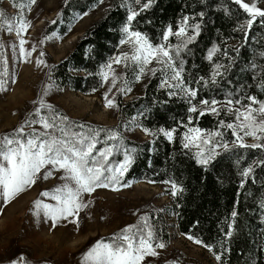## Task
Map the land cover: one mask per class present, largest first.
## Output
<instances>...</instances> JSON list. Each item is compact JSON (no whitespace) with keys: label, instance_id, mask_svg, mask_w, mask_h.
<instances>
[{"label":"snow or ice","instance_id":"6c2138e0","mask_svg":"<svg viewBox=\"0 0 264 264\" xmlns=\"http://www.w3.org/2000/svg\"><path fill=\"white\" fill-rule=\"evenodd\" d=\"M68 2L69 0H65V5ZM103 2L104 0H96L97 4ZM157 2L158 0H119L118 8L124 11L125 17L118 29L117 47L123 50H118L117 55L110 56L100 64L94 75L99 79V88L107 85L103 94L104 106L107 109L122 111L113 89L117 94L126 96L132 92L134 84L149 77L158 80L157 91L163 90L167 97L161 104L178 98L187 105L186 120H177L172 127L149 128L142 123V119L149 118L151 109H143L130 116L126 122H122V127L118 128H97L77 123L46 102L45 97L53 91L50 83L45 87L41 98L33 101L34 107L24 122L11 132L0 135V202L3 206L38 181L57 179L59 182L56 186L39 194L53 203L36 199L32 214L37 220L43 218L45 223L50 222V228H55L60 221L76 223L79 227V213L91 204V201L86 199L87 196H91L99 188L117 191L118 186L130 187L123 177L135 162L138 153L143 151L130 144L124 135V131L134 130L151 136L153 143L159 137H163L169 144L178 140L182 154L194 159L205 172L210 170V165L217 157L224 154L235 155L234 163L240 177L238 197L241 196L240 190L245 188L249 178L253 184L258 183L256 169H264V99L242 88L225 91L222 99L214 94L202 95L205 90L211 92L212 89L221 88L222 82L236 62L240 48L232 49L236 53V56H233L229 54L228 48L213 44L205 56L210 66L208 75H194L188 71L187 57L192 54L190 46L196 43L201 34L205 12L185 14L182 11L175 24L164 25L154 39L147 32L140 30L141 21L137 18L150 11ZM259 2L264 0H252L251 3H246L245 0H230L232 5L238 6V12L246 14L242 15V19L238 18V26L234 29L243 33L244 43L249 41L254 24L259 22L261 27H264V9L258 7ZM35 4L36 0H26V4L20 5V14L11 18L0 12V31L14 33L19 38V58H25V62L36 48L33 46L31 51H27L24 47L27 41L23 35L31 22L25 18L23 8L27 7L30 11L31 6ZM84 15L88 13H81L79 18ZM143 23L151 24L152 20H145ZM0 47H3L2 43ZM11 47L16 48L17 45L13 44ZM44 55L45 53L40 51L39 56ZM260 57L264 59V51L260 52ZM224 60L228 63H224ZM3 63L6 65L7 61ZM41 65L48 67L45 61L37 59L36 66ZM196 67L197 65H192V68ZM119 68L124 71H118ZM250 68L256 87L264 95V64L252 63ZM0 77H3L0 78V91H8V83L16 82L14 74H7L6 66L0 70ZM97 90L92 89L93 92ZM205 115L217 118L213 128L199 127V120ZM247 138L256 142L247 143ZM245 149L260 150V155L245 163V154L237 152ZM149 166H152L151 162ZM148 182L156 183L154 180ZM160 183L169 186L168 192L174 199L181 198L186 191L183 184L171 176ZM259 183L264 188V181ZM247 195L251 196L252 193L248 192ZM238 204L239 199L225 220L227 230L221 229L223 240L219 251L199 237L185 234L187 239L207 248L215 260L221 262L224 253L231 251L225 246V242L230 241L236 231ZM260 207L264 208V201ZM261 224H264V219ZM165 247L152 223V217L144 214L139 216L136 224L124 227L107 239L97 240L82 254L80 264H145L147 257H158L157 250ZM261 250L264 251V245ZM25 261L26 258L20 255L18 260L14 259L10 264H21ZM148 264H151V261H148Z\"/></svg>","mask_w":264,"mask_h":264},{"label":"trees","instance_id":"16d2710c","mask_svg":"<svg viewBox=\"0 0 264 264\" xmlns=\"http://www.w3.org/2000/svg\"><path fill=\"white\" fill-rule=\"evenodd\" d=\"M3 2L10 3L16 11L21 10V4H26V0H0V4ZM118 4L119 0H111L103 16L77 38L71 52L51 65L50 80L59 86L58 88L79 92L86 96L99 94L104 89L98 87L99 79L94 73L110 56L117 55L118 50H123L118 49L117 46L118 29L124 20L125 13L118 8ZM98 5L96 0H69L65 5L64 0L60 12L47 23L45 35L50 36L55 33L60 38L67 36L74 17L84 12L88 13ZM237 9L238 6L232 5L230 0H203V2L201 0H158L150 11L137 19L141 21L140 30L147 32L155 39L164 25L175 24L182 11L185 14L204 11L201 34L196 43L190 46L192 54L187 57L188 71L194 75L196 73L208 75L210 66L205 56L213 44L228 48L229 54L233 56H236V53L232 51L234 47H239L240 52L227 78L222 82L221 88L212 89L211 92L205 90L202 95L214 94L222 99L225 91L242 88L264 99V95L256 87V81L252 78L253 71L250 68L252 63L264 64V59L260 57V52L264 51V39H261L264 37V27H261L259 22L254 24L249 41L244 43L243 33L234 29L238 26V18L242 19V15L246 14L238 12ZM149 19L152 20L151 24L143 23ZM53 21L57 22L53 24ZM224 63L228 61L224 60ZM193 64L197 67L192 68ZM119 69L120 72L124 71L123 68ZM157 84L156 78H148L145 82L134 84L132 92L128 94L131 97L129 101H124L122 95L116 94L117 103L122 111H118L120 119L115 125L105 126L69 118L77 123L97 128H118L122 127V122H126L130 116L136 115L143 109H151L148 113L149 118L142 119V123L149 128L172 127L175 121L186 120L187 105L178 98H172L167 104H161L160 102L167 97L163 90L157 91ZM93 88L98 90L93 92ZM56 109L64 114L58 108ZM216 122V117L205 115L200 118L199 127L211 129ZM127 132L124 131L127 141L143 151L138 153L123 180L129 184L140 182L160 186L164 188L171 200V205L150 214L157 234L165 245L170 239V228L176 225L179 234L186 239L185 234H191L201 238L206 244L213 245L219 251L223 240L221 229L227 230L225 220L239 199L236 208L238 211L236 231L232 239L225 242V246L231 249L230 253H224L222 261L217 262L207 248L198 246L210 255L214 264H264V251L261 250L264 245V235H262L264 224H261V220L264 219V208L260 207L261 202L264 201V188L259 183L264 181V169H256L258 183L253 184L249 178L245 188L240 190L241 196L238 197L240 177L237 175L238 169L234 163L235 155L224 154L217 157L210 165V170L205 172L194 159L182 154L178 140L169 144L163 137H159L153 143V138L140 130V135L137 137H130ZM237 152L245 154L247 157L245 163L260 155V150L253 149L237 150ZM118 158L122 159V157ZM170 176L180 181L186 189L181 198L174 199L168 192L169 186L160 183ZM149 180H154L156 183H149ZM248 192L252 195H247ZM167 216L173 217L174 225H170Z\"/></svg>","mask_w":264,"mask_h":264},{"label":"rangeland","instance_id":"374dc122","mask_svg":"<svg viewBox=\"0 0 264 264\" xmlns=\"http://www.w3.org/2000/svg\"><path fill=\"white\" fill-rule=\"evenodd\" d=\"M64 0H36V4L23 8L25 18L31 22L23 38L27 51L35 46L36 51L30 57L19 58V38L15 34L0 31V70L7 67V74H14L15 83H8V91H0V135L9 133L24 122L34 107L33 101H38L48 84L53 91L45 97L68 117L105 126L115 125L120 114L116 110L104 106L103 94L86 96L68 89L57 88L50 80V67L59 62L72 50L77 38L107 11L111 0H104L94 10L82 18L75 16L67 36L45 35L48 22L60 12ZM251 3L252 0H245ZM258 7L264 9V2ZM0 12L11 18L21 12L16 11L8 2L0 4ZM17 45L16 48L11 45ZM40 51L45 55L39 56ZM42 59L48 65L36 66V60ZM3 61H7L5 65ZM120 70V69H119ZM3 78V77H0ZM149 77L144 78V82ZM119 86V85H118ZM113 94H117L113 89ZM129 95L123 96L129 101ZM128 136L137 137L139 130L128 131ZM247 143H255L251 138ZM58 175V174H57ZM57 179L38 181L34 186L19 194L12 202L3 206L0 202V264H10L18 260L20 255L26 258L21 264H80L82 254L97 240L107 239L128 225L136 224L139 216L171 205L170 198L164 188L145 183L134 182L130 187H119L113 191L110 188H99L86 199L91 201L88 208L79 213L76 223L58 222L55 228H50V222L43 218L37 220L32 214L33 203L40 197V192L57 185ZM133 213H136L135 215ZM72 219V218H70ZM170 225H174L173 217L167 216ZM170 239L166 247L158 249V257H147L145 264H214L210 255L201 247L179 234L176 225L169 231Z\"/></svg>","mask_w":264,"mask_h":264}]
</instances>
